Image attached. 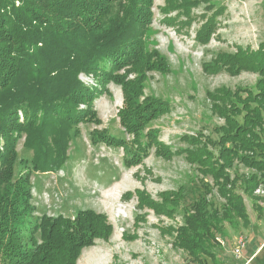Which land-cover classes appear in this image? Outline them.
Returning <instances> with one entry per match:
<instances>
[{
  "label": "trees",
  "instance_id": "1",
  "mask_svg": "<svg viewBox=\"0 0 264 264\" xmlns=\"http://www.w3.org/2000/svg\"><path fill=\"white\" fill-rule=\"evenodd\" d=\"M153 8L154 0H0V264H78L85 249L113 236L109 218L91 209L32 220V174L62 170L81 126L101 125L95 103L111 96V84L122 89L118 118L131 139L95 130L91 144L122 149L127 168L143 165L151 149L167 159L184 155L204 187L197 198L181 187L162 192L157 200L141 190L126 193L124 200L135 196L139 210L180 215L173 245L186 254L188 264L216 260L217 238L228 237L225 225L250 226L243 194L251 196L264 180V41L256 50L236 46L235 52L211 53L203 63L208 74L248 72L257 80L253 86L208 91L211 111L223 124L209 136H182L186 146L174 150L152 129L172 111V103L145 93L149 74L165 76L172 70L149 44ZM200 8L204 24L197 41L205 47L224 11L214 0H165L161 10L167 25L184 27ZM20 142L33 153L31 160L19 161ZM240 165L253 173L244 177ZM208 178L213 185L205 182ZM215 190L218 198L210 199ZM138 221L145 222V215ZM137 237L125 234L126 239Z\"/></svg>",
  "mask_w": 264,
  "mask_h": 264
},
{
  "label": "rangeland",
  "instance_id": "2",
  "mask_svg": "<svg viewBox=\"0 0 264 264\" xmlns=\"http://www.w3.org/2000/svg\"><path fill=\"white\" fill-rule=\"evenodd\" d=\"M214 2L224 11L217 19L216 33L210 44L203 47L197 41V33L204 24L199 18L202 8L193 10L195 19L190 25L169 26L164 22L165 15L161 10L165 0H154L149 44L169 60L172 70L165 76L149 74L145 93L172 103V111L154 122L152 129L159 130L160 141L173 146L174 150L186 146L180 140L182 136H194L198 132L209 136L216 125L223 124V120L211 111L206 96L208 91L253 86L257 80V75L248 72L239 76L210 75L205 72L203 63L210 61L212 52H235L236 46L258 48L264 41V0ZM175 15L173 13L171 17ZM82 79L87 84H94L89 78ZM109 89L111 96H103L95 103L101 125L81 126V134L72 138L69 159L62 170L32 174L36 208L32 220L42 215L72 217L81 209L105 214L114 227L113 236L108 242L98 240L94 247L85 249L78 264H188L186 254L173 245L177 232L172 234V231L182 225L181 216H158L149 209L139 210L135 196L130 201H125L123 196L141 190L157 200L162 192L182 187L189 197L197 198L199 191L204 193L202 176L184 155L176 154L167 159L156 156L155 150L151 149L143 165L127 168L123 164L122 149L93 146L91 133L95 130L131 139L124 135L118 118L123 106L122 89L113 84ZM18 153L19 161L22 158L31 160L33 156L31 151L23 148L22 142ZM20 168L18 163L17 171ZM238 168L246 178L253 173L241 165ZM205 182L213 185L210 178ZM243 186L242 183L237 185L240 193ZM212 196H218L216 190L209 198ZM243 199L251 219L250 226L245 228L240 222L225 225L228 237L217 238L218 256L215 261L207 259L206 264H264V180L251 196L243 194ZM189 202L186 200L185 205ZM144 215L146 221H138ZM125 234L138 237L130 240ZM241 238L246 242V248L238 258L233 251Z\"/></svg>",
  "mask_w": 264,
  "mask_h": 264
},
{
  "label": "built area",
  "instance_id": "3",
  "mask_svg": "<svg viewBox=\"0 0 264 264\" xmlns=\"http://www.w3.org/2000/svg\"><path fill=\"white\" fill-rule=\"evenodd\" d=\"M219 241V239H217ZM221 242V241H220ZM246 248V242L244 241V239H239L235 249H234V255H236V257H240L242 250H244Z\"/></svg>",
  "mask_w": 264,
  "mask_h": 264
}]
</instances>
